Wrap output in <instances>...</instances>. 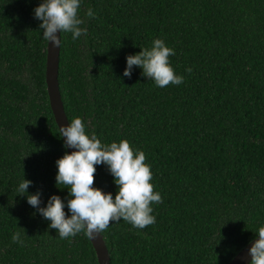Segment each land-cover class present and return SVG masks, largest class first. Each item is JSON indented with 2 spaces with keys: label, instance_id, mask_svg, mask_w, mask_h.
I'll return each mask as SVG.
<instances>
[{
  "label": "trees",
  "instance_id": "trees-1",
  "mask_svg": "<svg viewBox=\"0 0 264 264\" xmlns=\"http://www.w3.org/2000/svg\"><path fill=\"white\" fill-rule=\"evenodd\" d=\"M42 2L0 0V264H97L83 232L60 239L18 192L24 177L40 207L70 198L56 182L66 150L44 82ZM78 18L87 35L62 33L59 47L68 123L142 150L162 197L155 224L121 219L100 233L109 264H226L264 225V0H81ZM155 39L174 49L182 84L160 88L136 66L123 76ZM95 167L93 187L115 199L108 166Z\"/></svg>",
  "mask_w": 264,
  "mask_h": 264
},
{
  "label": "clouds",
  "instance_id": "clouds-1",
  "mask_svg": "<svg viewBox=\"0 0 264 264\" xmlns=\"http://www.w3.org/2000/svg\"><path fill=\"white\" fill-rule=\"evenodd\" d=\"M80 3L81 0H43L34 9V18L42 21L39 25L42 37L53 48L61 46L62 33H71L73 41L87 35V29L80 27L84 21L78 18ZM86 16L95 18L91 8ZM172 55H175L174 49L166 46L162 39H155L150 48H143L138 54L126 57L127 67L123 76L130 79L133 66H136L142 69L144 77L153 80L160 88L169 84L180 85L184 77L176 75L170 66L169 57ZM186 71L191 73L192 69ZM58 129L59 136L66 138L64 147L76 149L71 154L65 152L56 161L57 185L70 186L67 204L59 196L52 195L46 207H40L41 192L28 195L27 189L32 181L24 177L19 183L18 192L26 196L27 203L37 209L42 217L50 221L49 228L56 229L60 239L75 237L83 232L89 240H94L110 223H119L121 219L136 229L156 223L150 205L162 203V197L159 192H154L150 183L152 172L145 163L146 156L142 150L134 151L126 139L102 144L94 133L91 137L86 134L80 117L72 119L69 126ZM100 164L107 165L115 178L114 183L118 187L115 199L111 193L93 187L95 166ZM66 206L70 216L64 211ZM22 230L25 234V230ZM256 236L258 238L251 242L248 251L250 264H264V225L258 228ZM21 237V231H17L11 239L14 243L23 244Z\"/></svg>",
  "mask_w": 264,
  "mask_h": 264
},
{
  "label": "water",
  "instance_id": "water-1",
  "mask_svg": "<svg viewBox=\"0 0 264 264\" xmlns=\"http://www.w3.org/2000/svg\"><path fill=\"white\" fill-rule=\"evenodd\" d=\"M59 35V33H58ZM58 58L59 48H53L51 44L46 41L45 44V67H44V82L47 93L48 105L51 110L55 125L59 132V127L69 126L67 117L65 115L60 93L58 89L57 72H58ZM63 145L66 138H62ZM68 154L76 151V149L65 148ZM258 238L253 237L244 246H242L236 254L226 264H248L251 261V257L248 255V251L252 246L251 242ZM94 250L97 264H109V254L104 244L101 234L94 240H89Z\"/></svg>",
  "mask_w": 264,
  "mask_h": 264
}]
</instances>
